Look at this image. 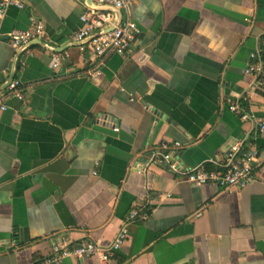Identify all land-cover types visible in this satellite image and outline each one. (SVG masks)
<instances>
[{"label":"crops","instance_id":"1","mask_svg":"<svg viewBox=\"0 0 264 264\" xmlns=\"http://www.w3.org/2000/svg\"><path fill=\"white\" fill-rule=\"evenodd\" d=\"M0 21L2 81L23 100L0 109V264H42L55 244L111 245L134 209H150L109 264H264V132L228 110L249 93L250 55L264 48V0H127L121 20L139 35L123 56L80 53V17L91 0H21ZM45 34L27 52L8 34L30 18ZM54 55L68 57L58 70ZM248 113L264 120V93ZM233 143L255 146L256 179L244 189L194 186L186 173L213 169ZM179 145V147H175ZM171 152L179 172L151 165ZM159 196L169 198L160 201ZM61 264H103L96 258Z\"/></svg>","mask_w":264,"mask_h":264},{"label":"built area","instance_id":"2","mask_svg":"<svg viewBox=\"0 0 264 264\" xmlns=\"http://www.w3.org/2000/svg\"><path fill=\"white\" fill-rule=\"evenodd\" d=\"M91 1L102 9L88 11L80 17L82 27L73 35L72 40L80 53L88 51L97 60L96 67L88 71L87 74L90 79L95 80L101 62L110 55L128 54L139 31L134 22L121 20L120 13L127 9V0ZM12 7L23 10L25 6L21 0H0V21ZM44 34L45 24L36 16H32L30 27L27 30L12 31L8 34V38L11 48L15 51L21 50L22 53L27 52L33 40L41 39ZM67 57V55H54L52 69L58 70ZM1 74L2 72H0V109L5 111L7 107L4 102L9 97L23 100L22 84L18 79L2 81ZM245 75L253 77L255 85L251 92L244 93L235 100H228V110L232 114L239 115L244 123L253 122L257 131L263 133L264 120L248 113L244 105L250 103L252 94L264 93V48H259L250 55ZM175 147L177 148L179 145H175ZM151 165L167 167L174 173L180 171L179 163L171 152L152 154L148 163H135L132 165V170L144 173ZM260 166V153L255 146L233 143L224 152L221 162L213 169H206L204 166L192 169L186 173V180L197 187L211 185L223 190H241L255 181L256 171ZM168 198V196H159L160 201ZM149 213L150 209L147 208L131 211L108 247L102 248L89 242L71 247L69 242H62L53 246L52 257L44 260L42 264H61L64 259L68 258L75 260L96 258L103 264H109L127 240L129 225L136 220H147Z\"/></svg>","mask_w":264,"mask_h":264},{"label":"water","instance_id":"3","mask_svg":"<svg viewBox=\"0 0 264 264\" xmlns=\"http://www.w3.org/2000/svg\"><path fill=\"white\" fill-rule=\"evenodd\" d=\"M101 9H102V8H101ZM10 80H13V77H12Z\"/></svg>","mask_w":264,"mask_h":264}]
</instances>
